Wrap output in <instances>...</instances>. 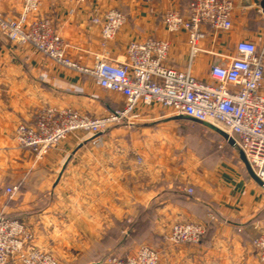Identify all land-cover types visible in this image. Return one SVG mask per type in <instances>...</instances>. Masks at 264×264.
Returning a JSON list of instances; mask_svg holds the SVG:
<instances>
[{"label":"crops","instance_id":"0c3cea01","mask_svg":"<svg viewBox=\"0 0 264 264\" xmlns=\"http://www.w3.org/2000/svg\"><path fill=\"white\" fill-rule=\"evenodd\" d=\"M189 1L86 0L80 4L40 0L37 16L51 21L68 45V57L80 65H92L94 56L104 52L121 62L130 41L153 37L170 44L166 65L185 70L189 56L186 33L167 32L161 17L170 9L185 12ZM263 1L232 0V27L207 31L190 67L194 77L208 81L212 66H227L240 40L260 48ZM21 8L20 0L0 2L1 12L10 18L17 17ZM110 9L121 11L126 22L102 48L100 26L92 19ZM123 105L121 95L101 89L91 78L0 34V213L21 220L35 246L62 260H67L65 254L80 256V264H90L97 253L110 251L106 238L113 237L115 228L120 234L128 232L131 221L148 219L151 231L163 237L175 223L206 224L214 215L216 224L199 246L160 249L166 251L169 264H258L250 239L262 219L264 192L245 166L244 170L229 165L211 172H169L134 158L143 147L138 141L141 134L151 141L155 137L167 140L171 131L186 132L193 126L211 130L225 141L209 125L154 106L141 108L131 132L122 125L106 134L77 133L41 158L14 141L19 124L49 125L52 110L69 109L96 119ZM12 187L17 190L9 198L4 190ZM186 188L193 190L192 195Z\"/></svg>","mask_w":264,"mask_h":264},{"label":"built area","instance_id":"2783aa9c","mask_svg":"<svg viewBox=\"0 0 264 264\" xmlns=\"http://www.w3.org/2000/svg\"><path fill=\"white\" fill-rule=\"evenodd\" d=\"M20 1L21 12L15 18L0 10V34L17 45H28L61 67L91 78L101 89L121 95L124 105L96 119L69 109L52 110L49 125L21 123L16 127L14 141L19 147L32 150L41 158L71 135L93 136L107 132L112 125L131 126L141 108L157 106L223 132L227 136L225 142H233L232 147L244 155L264 187V40L260 48L250 41H238L229 64L212 66L208 81L197 79L190 70L207 31L231 29L232 0H190L185 12L170 9L162 15L167 32L186 33L189 56L185 70L166 65L170 44L153 37L130 41L121 62L111 60L104 52L94 56L92 65H80L68 57V45L51 21L37 16L40 0ZM75 1L81 4L86 0ZM92 22L100 26V46L105 48L124 26L126 16L110 9ZM16 190L12 187L4 191L11 198ZM185 192L192 194L190 188ZM205 232L204 224L175 223L164 240L170 245H198ZM250 240L258 264H264V231L256 232ZM32 242L33 236L21 220L0 213V264H8L13 257L20 264H60ZM105 263L158 264L159 252L139 246L133 253L108 258Z\"/></svg>","mask_w":264,"mask_h":264},{"label":"rangeland","instance_id":"374dc122","mask_svg":"<svg viewBox=\"0 0 264 264\" xmlns=\"http://www.w3.org/2000/svg\"><path fill=\"white\" fill-rule=\"evenodd\" d=\"M133 126L134 122L133 125L126 126L130 129H125L124 131L131 132L133 130ZM119 127L120 125H112L104 134L114 132L115 129ZM169 136L170 137L167 138V140H162L161 138L159 139L155 137L151 141L149 140V136L141 134L138 141H141L143 147H140V154H136L134 156L136 161L141 162V160H144V163L151 167L169 172H180L185 170H192L194 172L197 170L211 172L217 167L227 168L229 165H236L237 167L241 168V170H244V165L239 160V154L237 150L231 147L228 143L221 139L218 134L211 130H207L205 128L197 129L193 126H190L186 132L173 130ZM131 144L132 142H129V148L133 147ZM262 191L264 192V187H262ZM261 208L262 219L255 230L256 232L264 231V204ZM215 221L216 218L214 215L208 218V222L204 224L206 226V230L210 224L211 226H214L216 224ZM148 223V219L141 222H134V224L131 221L128 224L129 231H126V233L124 230L123 234H120L121 232L115 228L119 226H115L114 228L116 230L114 229V231H112L113 237L110 239L106 238L107 242L111 243L109 246L110 251L106 253H97L96 257L93 259V261L91 260L90 264H106L105 262L108 258L131 254L139 246H147L157 250L159 252L158 264H169L170 261L168 259L167 253L166 251L162 252L160 250L161 248L166 246H170L171 248L169 249H175L177 246L197 247L202 243L201 242L198 245H170L164 241V236H156L155 233L152 232L148 227ZM116 233H119V236H116ZM251 235L253 236L254 232H251ZM32 245L51 254L60 264H80V256L65 254V256H67V260H62L58 259V255L56 256L51 251L37 247L34 244ZM8 264H20V262L16 257H13L10 259Z\"/></svg>","mask_w":264,"mask_h":264},{"label":"water","instance_id":"95a60500","mask_svg":"<svg viewBox=\"0 0 264 264\" xmlns=\"http://www.w3.org/2000/svg\"><path fill=\"white\" fill-rule=\"evenodd\" d=\"M260 7H261L262 12H263V14H264V1L260 4ZM187 119H188V118H187ZM189 120H191V119H189ZM191 121L196 122V121H194V120H191ZM196 123H199V122H196ZM200 124H201V123H200ZM209 127H210L211 129H213L214 131L218 132V133H219V134H220L225 140L227 139V136H226L223 132H221L220 130H218V129L212 127V126H209ZM228 144H229L230 146H233V142H232L231 140H228ZM239 159H240V161L244 164L245 169H246L248 175L250 176V178H251L254 182H256L259 186H262V183H261V182L256 178V176L253 174L252 170L250 169L249 165H248L247 162H246V159H245L244 155H243L241 152H239Z\"/></svg>","mask_w":264,"mask_h":264},{"label":"trees","instance_id":"16d2710c","mask_svg":"<svg viewBox=\"0 0 264 264\" xmlns=\"http://www.w3.org/2000/svg\"><path fill=\"white\" fill-rule=\"evenodd\" d=\"M213 227H214V226H211V224H210V226L207 228V230H206V232H205V236H206L209 232H211V230L213 229Z\"/></svg>","mask_w":264,"mask_h":264}]
</instances>
